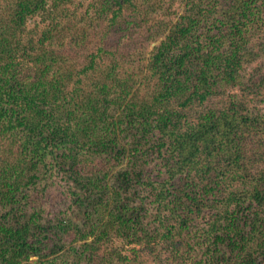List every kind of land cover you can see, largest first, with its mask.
<instances>
[{"label":"trees","instance_id":"obj_1","mask_svg":"<svg viewBox=\"0 0 264 264\" xmlns=\"http://www.w3.org/2000/svg\"><path fill=\"white\" fill-rule=\"evenodd\" d=\"M131 1L100 0L95 19L113 12L103 46H125L132 59L165 36L150 58L153 78L92 61L98 76L84 85L88 68L78 72L79 52L65 50L74 0H0V206L7 215L84 208L86 191L126 152L125 136L138 143L133 165L148 167L122 176L137 203L111 206L73 264H112L116 251L103 246L113 236L149 250L158 242L165 264H264V111L248 102L264 97V0H183L176 21H165L171 7L123 13ZM35 16L48 22L40 34L28 30ZM110 110L120 116L109 121ZM41 229L31 238L0 225V264L44 257L70 234L62 223Z\"/></svg>","mask_w":264,"mask_h":264},{"label":"rangeland","instance_id":"obj_2","mask_svg":"<svg viewBox=\"0 0 264 264\" xmlns=\"http://www.w3.org/2000/svg\"><path fill=\"white\" fill-rule=\"evenodd\" d=\"M74 2V6H67V8H69V12H67L68 16L63 19V25L67 24L72 27L73 30L72 32L66 31L65 35L62 34L67 38V46H65V50L72 47L77 50V53L79 52L80 58L78 64L80 65L77 68V71L79 72L82 69L88 68L87 74L80 73L78 76V78L83 80L84 85L88 82L90 83V79H93L94 81L96 80V77L98 76L96 70L99 67L105 69L112 65H119V70L122 71L121 74L124 73L125 69H129L130 72L138 73V82L153 78L151 75L152 72L149 68L150 58L151 55L156 52L155 49L164 43L165 36L164 38L145 42V47H143L142 44H139L140 53L144 54H137L135 58L132 59L130 53L129 56H127V48L125 46V48L122 47V49H119L118 51L116 49L106 48V45L103 46L104 34L107 32L108 26L111 24L110 19L113 16V12L108 14V18L96 20L95 18L99 17L101 5L100 0H74ZM152 5H156L158 10L163 7L164 9L171 7V10H169L171 14H168L165 21H169V19L176 21L178 17L184 14L183 0H132L131 6H125L123 13L126 11L127 13H130L135 7L138 8L140 12H143L147 9V6ZM117 9L118 7L114 6L112 11ZM160 17L162 18V16ZM47 25L48 22L43 24L41 18L35 16L28 21V30H33L39 33L42 32ZM71 34L74 35L71 36ZM55 36L56 37L53 39V42L55 43L54 45L59 47L60 35L58 36L57 34ZM73 38H78L79 41L81 40L78 43L81 50H79V47L69 44L71 41L74 43ZM261 38H264V33L261 35ZM100 47L103 48V50H99ZM125 58H127L126 65L124 64ZM130 59L131 62L127 64ZM92 61H95L96 70L91 68ZM254 67H256V65L246 67L247 75L252 73ZM122 68H124V70ZM84 85H82V87ZM139 85L140 84L135 85L134 91H132L133 93L136 92ZM69 88L72 89V86ZM115 92L116 90L111 92L112 95H114L112 97L117 96L118 92ZM233 93L241 94L238 90H234ZM220 102L221 100L216 99V101H213L210 105L218 106ZM248 102L250 108L255 107L258 110L264 111V97H257ZM108 115L110 117L109 121H112L113 118L116 117L117 119L120 116V111L110 110ZM131 141L132 139H127L123 136L121 145L126 148V152L123 154V157L115 170L110 173L107 178L100 183H97V187L94 186L89 191H86L91 198L88 200V205L86 204L84 208L75 207L70 212L55 216L56 213H53L52 209L57 208L55 206L50 208V205H48L46 209H37L36 211L28 210L13 215H7V208L0 206L1 227L12 230L15 234L18 231H26L27 234H30L29 237L34 238L42 232L41 228L46 230L52 229L53 231V228H58L60 223H62L64 228L67 226L68 229H70L69 236H67L64 241L55 243L46 256L31 257L28 261H24L21 264H73L74 260H77L74 256L76 251L78 252L85 243L94 241L98 232L101 231L100 226H98L100 223L99 221L97 222V220L102 219L100 221H107L110 218L109 213L114 209V207L111 206L116 207L122 205V202L125 200H127V203L131 207L137 203V201H133L135 194L133 183L131 182L126 185L122 176L125 173L130 174L131 177L135 176L143 171L146 172L148 167L133 165L132 158H134L136 154L134 151L136 149L134 144L138 143H133ZM69 186L73 187L72 184ZM76 190L80 194L84 193L80 188L76 187ZM103 198L106 199L107 206L102 204L101 209L103 211L98 214L97 211L100 207L99 202L103 201ZM49 209H51L50 213H48ZM93 211L97 213H92ZM98 215H100L99 218H97ZM83 233H85V238L80 236ZM111 242H113V244L110 246L104 245L103 250H107V252H112L113 250L116 251L115 259H113L112 264H121L117 261L118 255H122L125 260L124 264H162V262L165 264L163 260L159 259L160 248L158 247L160 245L158 242L153 244V249L151 250L143 249L141 246L135 244L126 245L125 240L114 236L112 237ZM133 249H136V251H133Z\"/></svg>","mask_w":264,"mask_h":264}]
</instances>
